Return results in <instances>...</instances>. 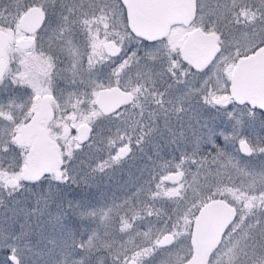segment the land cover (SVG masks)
I'll return each instance as SVG.
<instances>
[{
  "label": "snow or ice",
  "instance_id": "1",
  "mask_svg": "<svg viewBox=\"0 0 264 264\" xmlns=\"http://www.w3.org/2000/svg\"><path fill=\"white\" fill-rule=\"evenodd\" d=\"M0 264H264V0H0Z\"/></svg>",
  "mask_w": 264,
  "mask_h": 264
},
{
  "label": "rangeland",
  "instance_id": "2",
  "mask_svg": "<svg viewBox=\"0 0 264 264\" xmlns=\"http://www.w3.org/2000/svg\"><path fill=\"white\" fill-rule=\"evenodd\" d=\"M0 255H2V254H0Z\"/></svg>",
  "mask_w": 264,
  "mask_h": 264
}]
</instances>
